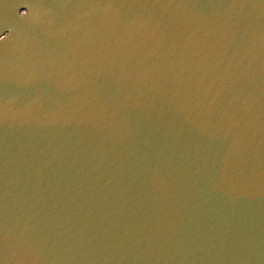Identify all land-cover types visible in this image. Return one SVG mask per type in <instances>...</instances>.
<instances>
[{
    "label": "water",
    "instance_id": "95a60500",
    "mask_svg": "<svg viewBox=\"0 0 264 264\" xmlns=\"http://www.w3.org/2000/svg\"><path fill=\"white\" fill-rule=\"evenodd\" d=\"M0 264H264V0H0Z\"/></svg>",
    "mask_w": 264,
    "mask_h": 264
},
{
    "label": "clouds",
    "instance_id": "9594fccd",
    "mask_svg": "<svg viewBox=\"0 0 264 264\" xmlns=\"http://www.w3.org/2000/svg\"><path fill=\"white\" fill-rule=\"evenodd\" d=\"M0 39H2V37H0Z\"/></svg>",
    "mask_w": 264,
    "mask_h": 264
}]
</instances>
